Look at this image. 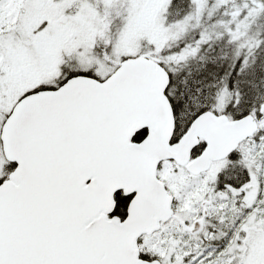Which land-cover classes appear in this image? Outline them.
Returning a JSON list of instances; mask_svg holds the SVG:
<instances>
[{"label": "snow or ice", "instance_id": "snow-or-ice-1", "mask_svg": "<svg viewBox=\"0 0 264 264\" xmlns=\"http://www.w3.org/2000/svg\"><path fill=\"white\" fill-rule=\"evenodd\" d=\"M0 264H264V0H0Z\"/></svg>", "mask_w": 264, "mask_h": 264}]
</instances>
